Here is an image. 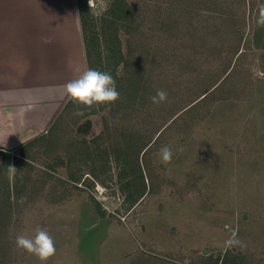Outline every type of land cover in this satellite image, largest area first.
<instances>
[{
	"label": "rangeland",
	"instance_id": "obj_1",
	"mask_svg": "<svg viewBox=\"0 0 264 264\" xmlns=\"http://www.w3.org/2000/svg\"><path fill=\"white\" fill-rule=\"evenodd\" d=\"M91 1L98 18L113 0ZM126 2L143 13L131 48L147 57L133 77L145 99L87 117L77 105L62 112L24 148L29 158L8 150L18 158L12 179L0 154L12 201L0 264H40L15 245L37 228L55 242L47 264H220L227 252L264 264V0H185L188 36L159 29L173 0ZM158 90L167 99L153 104ZM19 161L32 166L24 186Z\"/></svg>",
	"mask_w": 264,
	"mask_h": 264
},
{
	"label": "crops",
	"instance_id": "obj_2",
	"mask_svg": "<svg viewBox=\"0 0 264 264\" xmlns=\"http://www.w3.org/2000/svg\"><path fill=\"white\" fill-rule=\"evenodd\" d=\"M86 67L77 0H0V151L49 132Z\"/></svg>",
	"mask_w": 264,
	"mask_h": 264
},
{
	"label": "trees",
	"instance_id": "obj_3",
	"mask_svg": "<svg viewBox=\"0 0 264 264\" xmlns=\"http://www.w3.org/2000/svg\"><path fill=\"white\" fill-rule=\"evenodd\" d=\"M184 3L185 0H173L172 4H169L165 7L167 18L170 21L167 24L168 26L166 27V30L163 25L159 28L161 31L175 33V35L178 34L179 36H188L186 33L189 34V30L192 27V25L189 23V19L192 16H186V14H189V12L186 10L183 11L180 8V5L182 7L187 5ZM77 6L85 51L86 68L107 71L113 76L116 81L117 90L120 94L119 99L114 103H118L120 101L124 103H130L134 98L137 97L139 101L145 99L144 95L147 93V91L145 92V90H148L147 86L144 83H141L139 86V83L136 85L135 80L137 79L133 77H135V75H140L139 72L146 68L147 57L142 56V54H144L142 51L138 52L137 57L134 56L133 54L135 52H132L131 48V44L134 43L133 41H135L136 37L140 36L142 33L143 13L138 12L137 9H132L126 0H113L106 11H104L98 18L89 12V8L86 6V0H77ZM158 13L157 16H159ZM154 15L156 16V13H154ZM155 16L154 19L157 21L158 18ZM181 19H183L182 23ZM121 34L126 36V42L131 48V50H129L126 55L122 53V41L120 39ZM150 60L153 59L151 58ZM119 68L123 70L124 75H117V70ZM127 88H133V92L125 98V92ZM208 91L209 88L202 91L197 98H204ZM125 99L127 100L125 101ZM112 104L113 103L109 105ZM133 104L134 103H131L129 106H132ZM75 105H77V107H79V109L84 112L83 115L86 117L93 115L98 111H102L109 106L84 107L74 103L70 98L67 105L63 109V112L67 111L69 108H73ZM33 142L34 141H31L22 147L21 152L24 157L29 158L28 154L24 152V148L30 146L33 144ZM0 154L5 158V161L1 167L5 170L9 169L12 160L16 162L18 159L17 157L10 158L9 153L6 151H0ZM21 163L28 168L26 175L18 174V176L23 178L24 186L26 182L30 180V171L32 170V166L26 161L20 162V164ZM70 178L73 182H76L78 179L73 175H71ZM2 182L4 184H2ZM7 185V182L2 179L0 187H4V190H8L9 186L7 187ZM24 189L26 188L24 187ZM11 206L12 201L10 192L8 190L4 192V194L0 195V239L6 236V232L9 227V220L12 216L10 209ZM100 216L102 217L101 214ZM239 257L238 255H235L231 252H227L221 259L220 264H239ZM212 264H218V261H214Z\"/></svg>",
	"mask_w": 264,
	"mask_h": 264
},
{
	"label": "clouds",
	"instance_id": "obj_4",
	"mask_svg": "<svg viewBox=\"0 0 264 264\" xmlns=\"http://www.w3.org/2000/svg\"><path fill=\"white\" fill-rule=\"evenodd\" d=\"M66 94L74 103L84 107H101L114 103L119 99L116 81L107 71H100L93 68H87L76 78L64 85ZM167 99V93L164 90H158L151 97L153 104H159ZM161 162H168L173 157V150L169 146H164L159 151ZM16 170L9 167L10 179L14 178ZM229 244L236 241L229 240ZM17 249L36 257L40 264H47L48 260L56 251L53 237L43 228L35 229V235L18 234L15 237Z\"/></svg>",
	"mask_w": 264,
	"mask_h": 264
},
{
	"label": "built area",
	"instance_id": "obj_5",
	"mask_svg": "<svg viewBox=\"0 0 264 264\" xmlns=\"http://www.w3.org/2000/svg\"><path fill=\"white\" fill-rule=\"evenodd\" d=\"M86 4H87V6H88L89 8H93V7H94V3H93V1H91V0H87V1H86Z\"/></svg>",
	"mask_w": 264,
	"mask_h": 264
}]
</instances>
